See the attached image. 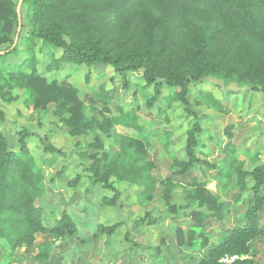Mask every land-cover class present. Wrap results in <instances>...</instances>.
<instances>
[{
  "label": "trees",
  "instance_id": "16d2710c",
  "mask_svg": "<svg viewBox=\"0 0 264 264\" xmlns=\"http://www.w3.org/2000/svg\"><path fill=\"white\" fill-rule=\"evenodd\" d=\"M18 2L0 0V52L10 50L14 44L19 25ZM24 11L29 30L22 37L26 26ZM21 18L17 47L0 54V94L5 97L6 89H26L30 97L28 105L33 110H47L54 105L53 113L68 127L70 135L82 136L98 128L112 137L115 147L112 151L104 150L102 138L95 134L94 142L88 145L92 152L79 153L83 160L91 161L85 167L91 182L112 191L111 197L103 198L105 204L120 206L121 192L116 184L127 181L140 187V205L152 202L162 187L169 211L177 212V207L171 204L173 192L184 186L186 199L199 207H208L221 220L224 218V206L207 188L209 180L193 176L196 168L203 169L204 165L214 168L207 158L197 154V136L202 131L199 122L188 130V159L171 155L175 174L191 177L192 181H175L172 175L159 180L155 174L157 164L149 152V134L140 124L136 108L121 109L119 114L108 116L111 95L105 87L82 99L79 89L68 80H49L38 70L37 45L62 50L59 58L51 57L48 70L59 69L64 62L78 66L102 63L113 66L125 87L129 86V74L140 71L146 84L154 85V95L147 101L149 106L167 85L175 88L165 96L167 107L180 102L191 112L190 84L210 77L236 80L264 94V0H23ZM20 44L27 56L6 70L7 59L21 51ZM98 102L104 104L101 120L85 114L86 105L94 109ZM197 102L226 111L222 102L210 93L201 91ZM5 119L0 105V122ZM120 127L136 134L112 135V129ZM30 134L23 129L19 134L20 148L13 150L7 136L0 131V238L13 250L32 246L38 233H49L55 239L80 235L75 222L65 214L52 226L43 220V208L36 202L45 195L46 174L28 146ZM43 143L47 150L59 151L45 138ZM166 145L168 148V141ZM229 147L224 150L226 155L217 176L239 191L247 189L251 177L253 194L245 214L246 223L227 228L220 243L206 245V256L199 264H223L220 260L225 255L240 257L230 264H258L252 245L264 237L261 222L264 164L250 171L245 160L236 155L234 146L229 144ZM80 180L81 175H77L69 184L75 187ZM190 215L194 220L192 227L177 229L178 243L187 248L195 244L196 228L203 229L208 218V214L198 211ZM153 219L147 212L137 223H150ZM121 225L100 224L98 230L113 235ZM126 239L131 240L129 232Z\"/></svg>",
  "mask_w": 264,
  "mask_h": 264
},
{
  "label": "rangeland",
  "instance_id": "374dc122",
  "mask_svg": "<svg viewBox=\"0 0 264 264\" xmlns=\"http://www.w3.org/2000/svg\"><path fill=\"white\" fill-rule=\"evenodd\" d=\"M23 17L26 26L23 27L22 37L29 30L25 11ZM38 46L39 43L38 70L49 80H68L79 89L82 99L105 87L111 95L108 116L119 114L121 109L136 108L140 124L149 134V152L157 164L155 174L159 180L172 175L175 181H192L191 177L183 178L175 174L171 168V155L188 159V130L196 121L199 122L202 131L197 136V154L200 158H207L214 168L207 165L203 169L196 168L193 176L211 181L210 190L224 206L223 215H226L224 219L227 222L222 223L208 207H201L203 211L209 212L206 214L207 224L198 230L199 238L193 249L187 251L185 246L178 243L177 229L192 227L194 220L190 213L197 208L185 198L184 186L177 187L173 192L171 204L177 207V212L169 211V205L162 197V187L158 188L154 201L140 205L137 197L140 189L127 181L117 184L121 192L120 206H107L103 196L111 193L91 182L85 171L91 161L83 160L79 153L92 152L88 145L94 142L95 134L102 138L104 150L112 151L115 149L112 137L98 128L86 135L72 136L60 117L53 113L54 105H50L47 110H33L28 105L30 97L26 89H6L8 94L5 97L0 94V105L6 116L5 121L0 122V131L7 136L13 150L20 148V132L23 129L31 132L27 138L28 146L46 174L45 195L36 202L43 208L45 224L52 226L56 219L65 214L75 222L80 235L68 234L55 239L49 233L37 234L32 246L24 245L17 250L0 238V264H199L206 256V245H209L205 233H208L210 241H219L221 230L227 224L231 225L233 217L236 221L245 211L238 210L235 205L234 197L238 188L231 183L225 184L217 176L226 155L224 150L231 149L229 144H232L236 155L243 156L250 170L264 164V94L236 80L210 77L200 83L190 84L188 105L191 112L180 102L171 108L167 107L165 96L175 91L174 87L167 85L162 87L160 96L149 106L147 101L154 95V85L148 86L140 71L129 74V86L125 87L122 76L113 66L102 63L78 66L64 62L59 69L48 70L51 57L54 55L59 58L62 50L53 46ZM18 48L21 51L7 59L4 66L6 70L27 56L21 44ZM201 91L214 95L226 111L199 104L197 100ZM103 106L102 102H98L92 109L88 104L85 114L101 120ZM118 132L136 134L122 127L112 129V135ZM43 138L59 151L47 150ZM77 175H81V180L77 186H70V181ZM248 184L249 190L245 196L252 191L251 177L248 178ZM250 199V196L247 197L245 207ZM147 212L154 219L150 223L146 221L145 224H138L137 220ZM118 223L122 225L113 235L98 230L100 224ZM127 232L131 240L126 239ZM254 249L260 264H264V238L254 242Z\"/></svg>",
  "mask_w": 264,
  "mask_h": 264
},
{
  "label": "crops",
  "instance_id": "0c3cea01",
  "mask_svg": "<svg viewBox=\"0 0 264 264\" xmlns=\"http://www.w3.org/2000/svg\"><path fill=\"white\" fill-rule=\"evenodd\" d=\"M134 73V72H133ZM141 73V76H142V78L144 79V77H143V73L142 72H140ZM106 89V88H105ZM175 104V103H174ZM173 104V105H174ZM172 105V106H173ZM238 157H240V158H242L243 159V156H241V155H239ZM179 159H182V160H186V159H183V158H179ZM246 162V161H245ZM245 167H246V163H245ZM246 169H248L247 167H246ZM248 170H250V169H248ZM253 170V169H252ZM251 171V170H250ZM125 182V181H124ZM118 184V183H117ZM117 184H116V187H117ZM120 184V183H119ZM253 184V183H252ZM99 185H101L102 187H103V185L102 184H99ZM133 185V184H132ZM210 185H211V181H209V183H208V186H207V188L210 190ZM248 185L249 184H247V189L246 190H244V191H239V189H238V191H237V196H239L238 198H237V200L238 201H236V207H237V209L238 210H245L244 211V213L242 214V216H240V218L239 219H237L236 221L234 220V217H233V220H232V223H231V225L229 226L228 224H227V226H225V228L223 229V230H221V232H220V236H219V241H217V242H214V241H210V238L208 237V233H205V237H206V239L208 240V243H209V245H211V244H218V243H220L223 239H224V237L226 236L225 235V233H224V231L227 229V228H231V227H233L234 225H237V224H245L246 223V221H245V214H246V210H247V208H248V206L250 205V204H248L246 207L244 206V204H246L247 203V201H246V199H247V197H249V196H251L252 194H253V190H252V187H253V185H252V187H251V192H250V194H248L247 196H245V192L246 191H248L249 189H248ZM137 186V185H136ZM138 187V186H137ZM104 189H106L105 187H103ZM118 188V187H117ZM139 189H140V187H138ZM106 190H108V189H106ZM119 190V189H118ZM141 190V189H140ZM139 190V191H140ZM110 193H111V195L109 194V195H106V194H104V196H103V198L104 197H111L112 195H113V193H112V191H110V190H108ZM175 191V190H174ZM211 191V190H210ZM212 192V191H211ZM252 193V194H251ZM262 194L264 195V187H263V190H262ZM121 195V194H120ZM236 196V197H237ZM137 197H138V194H137ZM120 198V197H119ZM235 198V197H234ZM154 201V200H153ZM192 201V200H191ZM148 203H150V202H148ZM148 203H146V204H148ZM192 203H194L195 205H196V208L197 209H194L195 211H198V212H201V213H205V214H207V213H209L208 211H203V209L201 208V207H199L198 206V204L196 203V202H194V201H192ZM145 204V205H146ZM107 205V204H106ZM107 206H109V207H115V206H110V205H107ZM116 208V207H115ZM118 208V207H117ZM261 216H262V220H261V222H262V224H264V212H262L261 213ZM62 217V216H61ZM60 217V218H61ZM226 217V215H224V218ZM222 219L221 221H222V223H225V221H226V219ZM227 222V221H226ZM196 230L198 231L199 229H197L196 228ZM38 234H43V233H38ZM199 237H198V232H197V235H196V241H197V239H198ZM262 238H264V237H262ZM207 248V247H206ZM185 249L187 250V251H189V250H192L193 248L192 247H185ZM184 249V250H185ZM252 249H253V256H254V258H255V260L258 262V264H260V260L258 259V257H257V253H255L254 252V243H253V245H252ZM206 250V249H205ZM205 250L203 251L204 253H205ZM245 258L246 257H250V256H244ZM257 257V258H256ZM221 262V261H220ZM222 263V262H221ZM224 264V263H223Z\"/></svg>",
  "mask_w": 264,
  "mask_h": 264
},
{
  "label": "water",
  "instance_id": "95a60500",
  "mask_svg": "<svg viewBox=\"0 0 264 264\" xmlns=\"http://www.w3.org/2000/svg\"><path fill=\"white\" fill-rule=\"evenodd\" d=\"M22 3H23V0H19L18 5H17V12H18V16H19V25H18V29H17V33H16L14 44H13V46H12V48L10 50L1 51L0 54H6V53L10 52L11 50H13L14 48L17 47V44H18L19 38H20V33H21V30H22V18H21Z\"/></svg>",
  "mask_w": 264,
  "mask_h": 264
},
{
  "label": "built area",
  "instance_id": "2783aa9c",
  "mask_svg": "<svg viewBox=\"0 0 264 264\" xmlns=\"http://www.w3.org/2000/svg\"><path fill=\"white\" fill-rule=\"evenodd\" d=\"M240 257L235 255V256H229V255H225L224 257L221 258V262L224 263V264H230L232 263L233 261H235L236 259H239ZM243 258V257H241Z\"/></svg>",
  "mask_w": 264,
  "mask_h": 264
}]
</instances>
